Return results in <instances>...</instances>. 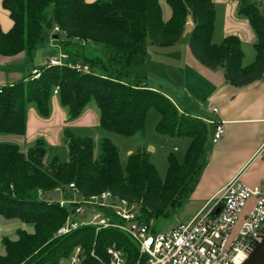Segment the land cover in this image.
I'll list each match as a JSON object with an SVG mask.
<instances>
[{
	"label": "trees",
	"instance_id": "16d2710c",
	"mask_svg": "<svg viewBox=\"0 0 264 264\" xmlns=\"http://www.w3.org/2000/svg\"><path fill=\"white\" fill-rule=\"evenodd\" d=\"M166 1L171 8L167 20L159 0H2L12 24L6 31L0 24V55L24 53L27 61H32L36 49L46 41L45 25L51 17L61 30L52 38L67 57L61 65L35 66L40 73L37 77L29 74L0 84V133L24 135L28 105L48 117L51 98L56 95L69 119L78 117L93 100L100 128L126 136L142 134L147 113L154 106L159 113V132L190 141L183 161L169 153L164 179L150 152H131L123 168L119 150L110 139L101 137L95 154L93 137L72 128L63 133L67 160L50 156L53 148L42 138L26 150L16 143L0 142V216L31 226V230L16 229L14 239L2 236L0 264H61L76 247L81 249L79 264H106L107 248L112 244L123 252L124 264L147 263L137 243L116 227L96 232L92 225H80L57 234L73 213L74 204L60 205V199L55 198L59 195L70 200L74 191L88 197L109 190L138 202L143 220L149 223L176 213L194 188L207 159L209 123L180 109L145 82L140 71L146 63L147 41L156 46L175 44L191 17L188 44L201 64L222 68L226 80L235 86L264 75V13L255 0H239V14L247 18L256 34L255 61L247 65L237 35L213 42V0ZM76 63L89 71L71 66ZM70 183L74 190L68 187Z\"/></svg>",
	"mask_w": 264,
	"mask_h": 264
},
{
	"label": "crops",
	"instance_id": "0c3cea01",
	"mask_svg": "<svg viewBox=\"0 0 264 264\" xmlns=\"http://www.w3.org/2000/svg\"><path fill=\"white\" fill-rule=\"evenodd\" d=\"M85 1L92 2L94 0ZM213 1L216 10L213 42L219 43L227 35H237L244 52L243 63L251 64L255 61L256 34L247 18L239 14L240 1ZM255 1L264 13V0ZM1 2L2 0H0ZM3 15L4 20L1 21L0 19V24L2 29L6 31L12 22L8 12H3ZM170 15L171 8L167 7L165 11H162L164 20H167ZM192 27L191 17H188L182 36L177 43L170 46L148 44L146 55L150 51L151 53L158 52L162 56L160 52L163 51L169 57L167 60L163 59L167 61L165 65L170 64L169 68L172 72L181 70V73H178L181 74L183 82L180 87L186 93L183 105H180L172 94L162 91L180 109L190 112L197 107L200 112L197 116L209 118L213 115L206 111L205 103L210 101L218 107V114L215 115V118L224 121V135L216 142H212L213 124L209 123L211 135L206 145V163L187 199L174 213L178 217L166 228L189 221L208 202L219 196L221 189L238 174L241 180L249 186L260 185L264 181V75L260 79L243 86L230 84L226 80L222 68H208L192 55L188 44ZM53 34L54 32L51 31V37L46 39L44 44L59 48L58 41L52 38ZM42 46L43 44L34 53L32 59L34 65L30 68L29 74L35 66L46 64L49 58H56L59 55L58 53V55L52 56L47 50L46 55L43 56L45 57L44 61L42 55L45 50ZM154 47H166L167 50H154L156 49ZM161 60L162 58L158 56L157 62L160 63ZM26 62L27 58L24 53L16 56L0 55V84L13 83L22 78H27L17 71L18 68H23ZM167 69L168 67L165 72ZM98 124L100 126L96 104L94 106L87 105L78 117L69 119L66 109L54 95L51 98V113L48 117L40 116L31 106L28 114H26L24 135H0V142H6L3 141L5 139L11 140L9 142L17 141L20 143L18 145L21 149L26 150L36 139L42 138L49 146L56 148L65 144L63 133L66 128L87 133L89 129L97 127ZM26 145L27 148H25ZM13 228L31 230V226L22 222H15L0 224V233Z\"/></svg>",
	"mask_w": 264,
	"mask_h": 264
},
{
	"label": "built area",
	"instance_id": "2783aa9c",
	"mask_svg": "<svg viewBox=\"0 0 264 264\" xmlns=\"http://www.w3.org/2000/svg\"><path fill=\"white\" fill-rule=\"evenodd\" d=\"M51 31L61 32L52 24ZM67 55L59 52L49 58L48 65H61ZM77 70L88 72L87 66L72 64ZM34 68L31 76H39ZM55 87L54 94H57ZM211 117L204 118L213 124L211 141L216 142L224 135V121L215 118L218 107L205 103ZM69 188L74 190V184ZM72 199L61 198L60 205L73 203L74 210L68 215L57 234H65L80 225H92L95 231L116 227L124 231L147 256L146 264H242L254 246L264 237V181L249 186L240 175L234 176L220 191L219 196L206 204L189 221L177 223L164 230H155L153 220L146 223L140 212V204L106 190L99 194L81 197L74 191ZM219 209L218 212L216 210ZM89 211V216L87 215ZM81 249L61 264H79ZM109 261L106 264H124L123 252L115 244L107 248Z\"/></svg>",
	"mask_w": 264,
	"mask_h": 264
},
{
	"label": "rangeland",
	"instance_id": "374dc122",
	"mask_svg": "<svg viewBox=\"0 0 264 264\" xmlns=\"http://www.w3.org/2000/svg\"><path fill=\"white\" fill-rule=\"evenodd\" d=\"M159 4L162 8V11H165L167 7L170 8L166 0H159ZM3 12L7 13V11L2 7V4L0 3L1 21L4 20ZM50 34H51V31L47 30L46 39H49L51 37ZM148 44H151V43L147 41V45ZM42 48L45 50L44 54L42 55V59L44 61H45L44 59L45 57L43 56L46 55L47 50H48V53L52 56L56 54L58 55V53L61 52L59 48L51 47L44 43H43ZM103 48L104 47L101 48L102 55H104ZM154 48H156L154 50H167L165 49L166 47H154ZM160 53L162 54V56L158 54V52L151 53L149 51L148 55H146V63L144 66L145 68L142 69L143 72L140 71V73L145 74L146 76L145 82H147L149 86L155 87L164 92H169V94H172L175 97V99L178 100V103H180V105H183V101L185 99L186 93L182 91V88L180 87L183 82L181 79V74H178V73H181V70L172 72L169 68L170 64L165 65L167 63L166 60L169 57L165 55L163 51ZM158 56L162 58L160 63L157 62ZM163 59H166V60H163ZM32 63L33 61H29V62L27 61L24 67L18 68L17 71H19V73H22L23 76L28 77L30 70H31L30 68H32L34 65ZM167 67H168L167 72H165V69ZM94 104L95 103L92 100L88 105L94 106ZM31 106L33 105H28L26 114H28V111ZM192 110H190V112L188 113H190L191 115H199L200 112L197 110V107L196 109L193 108ZM158 120H159V113L157 109L154 106H152L150 107L147 113L144 130L142 134H138L134 136H126V135L118 134L114 131L101 129L99 124L97 125V127H92L91 129H89L87 133L93 137L95 154H97L100 150V144H99L100 138L107 137L108 139H110V141H112V143H114V145H116L119 150L120 162L123 168L125 167L127 160H128V156L131 152H136L138 150H146L150 152L151 159L153 163L155 164V166L157 167L159 176L162 179H164L166 176V171H167V166H168L167 157L169 153L171 152L174 153L175 156L179 159V161H183L186 147H187V142L190 139L185 136H171V135H167V134L159 132L156 129ZM0 135L1 136H6V135L15 136V135L6 134V133H0ZM3 141L9 142L11 140L5 139ZM10 143H16L20 145V143H18L17 141L15 142L12 141ZM25 148H27V145L25 146ZM53 154L58 155L59 158L62 160H67L68 159L67 145L64 144L63 146H58L56 148H53V150L50 151L49 155L52 156ZM55 198L61 199L62 196L57 195ZM86 216H89V211H87ZM177 217L178 216L174 214L171 215L170 217H158L153 220V223H152L153 227L156 230H163L167 227V225L172 223L173 220H175ZM15 222H20V221L16 218L7 219L3 216H0V224H10V223H15ZM2 232L3 233H0V252L4 253V248L2 245V241H1L2 236L8 235L14 239L17 237V234H16V229L14 228L9 229V230H4Z\"/></svg>",
	"mask_w": 264,
	"mask_h": 264
},
{
	"label": "water",
	"instance_id": "95a60500",
	"mask_svg": "<svg viewBox=\"0 0 264 264\" xmlns=\"http://www.w3.org/2000/svg\"><path fill=\"white\" fill-rule=\"evenodd\" d=\"M53 19L50 17L45 28L51 30ZM219 209L216 210L218 212ZM242 264H264V237L257 243Z\"/></svg>",
	"mask_w": 264,
	"mask_h": 264
}]
</instances>
